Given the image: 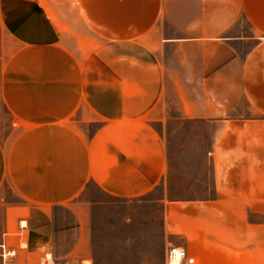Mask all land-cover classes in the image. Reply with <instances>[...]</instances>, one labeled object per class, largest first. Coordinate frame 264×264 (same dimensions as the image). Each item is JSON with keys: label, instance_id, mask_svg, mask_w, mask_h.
<instances>
[{"label": "crops", "instance_id": "1", "mask_svg": "<svg viewBox=\"0 0 264 264\" xmlns=\"http://www.w3.org/2000/svg\"><path fill=\"white\" fill-rule=\"evenodd\" d=\"M0 31L18 44L1 73L0 242L43 247L18 221L73 211L88 183L122 199L165 186L172 110L216 126L212 193L165 199L160 264L170 244L195 264H264V0H0Z\"/></svg>", "mask_w": 264, "mask_h": 264}, {"label": "rangeland", "instance_id": "2", "mask_svg": "<svg viewBox=\"0 0 264 264\" xmlns=\"http://www.w3.org/2000/svg\"><path fill=\"white\" fill-rule=\"evenodd\" d=\"M17 47L0 31V84L6 60ZM4 115L0 102V117ZM215 129L209 122L182 119L170 110L164 127L169 150L165 186L138 198L122 199L106 195L88 183L73 211L53 208L48 215L38 213L34 220H25L24 239L36 230V235L43 236L45 245L29 247L27 253L19 254H26L29 261L50 252L56 259L90 258L93 264H160L164 261L161 226L165 199L198 198L212 193L207 151ZM76 212L83 214L84 221L88 220L83 227V234L90 239L86 246L78 244L81 226Z\"/></svg>", "mask_w": 264, "mask_h": 264}, {"label": "built area", "instance_id": "3", "mask_svg": "<svg viewBox=\"0 0 264 264\" xmlns=\"http://www.w3.org/2000/svg\"><path fill=\"white\" fill-rule=\"evenodd\" d=\"M26 245H18V248L7 245L3 240L0 242V264H92L90 259H56L50 252H44L37 261H29L19 254V250H25ZM164 264H195V259L186 248L174 244L166 249Z\"/></svg>", "mask_w": 264, "mask_h": 264}, {"label": "bare ground", "instance_id": "4", "mask_svg": "<svg viewBox=\"0 0 264 264\" xmlns=\"http://www.w3.org/2000/svg\"><path fill=\"white\" fill-rule=\"evenodd\" d=\"M20 226H21V227H26L25 220H21V221H20ZM22 246L24 247L25 244L23 243Z\"/></svg>", "mask_w": 264, "mask_h": 264}]
</instances>
